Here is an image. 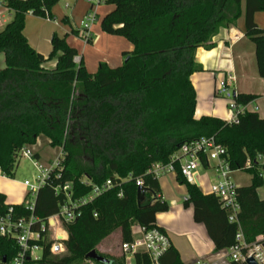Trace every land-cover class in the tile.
<instances>
[{"label":"trees","instance_id":"trees-1","mask_svg":"<svg viewBox=\"0 0 264 264\" xmlns=\"http://www.w3.org/2000/svg\"><path fill=\"white\" fill-rule=\"evenodd\" d=\"M59 1L5 0L13 17L0 31V53L5 57L0 69V171L13 178L22 151L39 138L62 149L60 175L46 179L35 199V215L41 219L56 214L64 203L66 196L55 190L58 185L71 183L75 199L90 191L81 182L84 176L99 185L112 180L114 186L65 225L67 252L49 262L125 264L124 255L109 258L97 252L108 262L87 255L115 231H120L123 243L133 240L134 225L162 229L156 215L168 211L169 205L161 196L159 178L146 172L201 137L215 136L227 149L231 169L250 175V184L237 188L239 222L248 243L263 236L264 198L258 189L264 183V118L249 110L240 114L238 123L214 116L196 118L191 75L203 70L197 50L213 48L220 29L236 26L244 16V32L255 45L258 74L264 78V29L255 21V14L264 11V0H100L114 6L102 17V30L124 37L133 50L123 53L120 66L101 62L95 73L82 58L75 61L78 51L66 35H52V50L45 57L24 34L28 14L52 20L51 8ZM54 59V68L45 67ZM256 98L238 93L235 101L247 105ZM33 158L38 160L39 153L33 152ZM202 165L208 168L205 158ZM177 178L187 187L184 205L193 206L195 221L206 224L215 250L235 245L238 226L229 222L220 200L203 193L179 171ZM137 179L147 189L140 203ZM10 206L13 215L29 213L24 202L8 204L0 192V213L6 214ZM16 253V242L0 236V264H8ZM134 264L152 263L146 253H136ZM160 264L184 263L171 245Z\"/></svg>","mask_w":264,"mask_h":264},{"label":"built area","instance_id":"built-area-1","mask_svg":"<svg viewBox=\"0 0 264 264\" xmlns=\"http://www.w3.org/2000/svg\"><path fill=\"white\" fill-rule=\"evenodd\" d=\"M95 4L100 0H86ZM11 11L6 6L5 0H0V20L6 22V16ZM96 21V12L89 11L81 22L79 37L89 43L92 40V25ZM76 57L75 61L79 62ZM234 75H229L224 83L217 89L216 94L228 101V116L225 119L228 123H238L241 113L247 110V105H239L235 101L236 93L233 90ZM227 149L216 141L215 136L201 137L189 143L183 144L167 163L157 162L152 164L147 174L159 178L170 173H181L189 182L196 184V173L199 168L211 170L215 178L210 186L209 193L215 195L226 210L230 223H236V244L225 249L216 251L212 257L198 259L194 264H237L245 262L247 258L253 257L257 264H264V235L257 238L255 242L248 243L245 240L239 222L240 204L238 202V185L234 182L232 175L234 171L226 158ZM22 156L34 160L35 166L40 174L34 182L24 181L27 187L26 196L29 198L24 202L25 209L29 212L27 216L13 215V207L8 208L6 214L0 213V236L13 239L17 244V253L8 264H51L50 257L60 256L67 252L66 241L68 233L65 225L73 223L81 214V208L93 202L105 191L113 188L112 180L103 184H95L88 177H83L81 182L90 187L87 195L79 198L72 197L71 183H65L56 187V192H62L66 199L59 211L47 219H41L35 215V199L37 193L46 179L53 173L63 169L64 153H60L47 164L33 158L31 149H24ZM202 158L208 163V168L202 165ZM249 165V161L247 163ZM1 176L6 177L1 173ZM136 184L143 186L141 179ZM122 195L121 192L118 194ZM96 216V214H95ZM171 247L168 234L160 228L149 230L141 229L140 235L134 237L131 242H123L121 250L125 257V264H134L136 253H146L152 264H160V258Z\"/></svg>","mask_w":264,"mask_h":264},{"label":"crops","instance_id":"crops-1","mask_svg":"<svg viewBox=\"0 0 264 264\" xmlns=\"http://www.w3.org/2000/svg\"><path fill=\"white\" fill-rule=\"evenodd\" d=\"M64 7L66 9L71 8L70 13L64 12V17H68L69 23H71V17L73 16L74 20H78V23H80L81 26L83 18L89 11H95L96 20L98 19L99 3L95 4L86 0H64ZM8 14H10V12ZM106 14H104V16ZM29 15L34 16L32 14ZM34 17L38 18V16ZM244 21V16H242L238 20L236 26L221 28L219 33L213 39L215 43L213 48L205 49L201 47L197 50L196 59L197 62L202 65L203 70L194 72L191 75V81L195 88L197 98L195 111L196 118L202 116H214L224 120L227 119L229 112L226 102L216 94V91L220 85L226 81L229 75H234L235 77L233 90L236 94L247 93L257 95V98L253 102L247 104V110L256 111L260 117L264 118V78H261L258 74L255 45L253 41L245 35ZM255 21L264 29V11L255 14ZM0 22L2 21L0 20ZM2 23H7V20ZM44 23L47 25L46 30L44 32L41 31L38 37L31 35L29 32L31 29H29L27 23L24 28V34L30 45L47 57L52 50V45L51 48L47 47V39L48 37L52 38V35L57 33L56 29H58L59 25L58 19L50 20L46 18ZM93 25L91 31L94 29ZM71 27L72 33H75L74 35H76V32L74 31L80 30V28L78 29L73 25V22ZM59 35L67 36L69 35V32L62 28ZM77 37L84 46L88 44L78 35ZM69 39L70 38L68 37L67 42L71 46H74V42ZM76 39L74 38V41ZM117 42L119 44L122 43L121 46L126 48L125 50H122V54L111 58H109L110 56L102 57V59H105L106 63L111 67L120 66L125 59L123 53L133 50L132 44L129 45L123 43L121 40ZM0 55H3V61L1 64L3 68L5 66V57L3 53ZM55 66L56 59L45 63V67L50 69ZM93 69L94 68H92V70ZM39 140L40 138L36 145L39 144ZM35 152L39 153L38 160L41 161L43 159L41 153L39 151ZM52 159L48 161H51ZM200 169H203L204 171H201ZM207 172L208 170L199 168L196 173L195 180L200 189L203 186L201 177L207 176ZM212 182L213 180L209 181L210 186ZM159 183L161 196L167 201L169 210L157 213L156 223L168 234L171 245L179 252L181 261L184 264H194L198 259L214 256L216 253L215 245L208 233L206 224L203 221H195L193 206L186 207L184 205L185 198L187 197V187L178 180L177 173H170L159 177ZM249 184L250 181L248 183H242L240 186ZM201 190L203 193H209L207 190ZM0 192L4 194V192ZM4 195L6 196V194ZM258 195L260 198H264V194L261 195L259 191ZM132 231L134 237H138L141 228L138 225H134ZM117 235L120 236V231H117ZM105 240H103L98 247L102 246Z\"/></svg>","mask_w":264,"mask_h":264},{"label":"rangeland","instance_id":"rangeland-1","mask_svg":"<svg viewBox=\"0 0 264 264\" xmlns=\"http://www.w3.org/2000/svg\"><path fill=\"white\" fill-rule=\"evenodd\" d=\"M244 8V7H243ZM114 9L113 5H109L105 2L99 3V9H98V19L95 21L92 29V40L87 45L84 46V44L78 39L77 34L74 35L72 33V27L71 24L73 22V25H75L78 29L81 28L80 23H78V20H74L73 16L71 17L72 21L71 23L64 21L65 13H70L71 8H65L64 7V0H60L57 4H55L51 8V17L52 20L58 19V29H56L57 34H60L62 31V28L65 31L69 32V35L66 36V39L69 37L70 41H73L74 46L78 51V56L83 59V62L88 69L89 72L95 73L98 69V66L101 62H106L105 59H102L103 56H110L109 58L113 56L121 55L122 50H125L126 48H123L121 44H119L117 41H123V43L131 45L127 39H125L122 36L118 35H112L104 32L101 28V19L107 12ZM13 17V11H10V14H7L6 20L7 22L10 21ZM46 18L42 17H34L30 16L29 14L26 17L27 25H29V32L33 36H39L41 31H45L47 25L44 23ZM6 23L0 22V30L4 28ZM79 31V30H78ZM99 31V32H98ZM102 36V38H101ZM77 37V39H76ZM74 38L76 39L74 41ZM73 39V40H72ZM119 39V40H118ZM133 46V45H132ZM47 47L51 48V37L47 39ZM51 50V49H50ZM50 52V51H49ZM48 52V54H49ZM2 54V53H0ZM100 58V59H98ZM2 59V60H1ZM2 61H3V55H0V69L2 68ZM109 65V64H108ZM110 66V65H109ZM92 68H94L92 70ZM228 109V101L224 98ZM33 152L39 151L42 156L41 162L43 164H47L50 159H54L59 153L60 149L52 147L48 139L45 137L40 138L39 144L30 147ZM201 171H204L203 169H200ZM207 176H202V188L203 190L210 191V184L209 181L213 180L215 178L214 173L209 170ZM40 174L38 168L34 164V160L30 159L26 156H20L18 161V166L15 170V174L13 178L3 177L1 176L0 171V191L4 192L6 194V202L9 204H17L22 202H27L29 198L26 196L27 193V187L24 185L25 180H29L31 182H34L37 175ZM232 178L234 182L240 186L242 183H248L250 181V175L244 171H234ZM261 189V190H260ZM259 193L264 194V183L263 185L258 189ZM121 237L117 235V231H115L113 234L108 236L103 242L102 246L97 247V252L107 256V257H113V258H120L123 255V252L121 250ZM81 264H94L92 261H84Z\"/></svg>","mask_w":264,"mask_h":264},{"label":"water","instance_id":"water-1","mask_svg":"<svg viewBox=\"0 0 264 264\" xmlns=\"http://www.w3.org/2000/svg\"><path fill=\"white\" fill-rule=\"evenodd\" d=\"M146 191L147 189L144 186L138 187V192H137L138 203H140L143 200ZM87 258L91 260H95V261H100V262L109 261L107 258L98 254L96 250H92L90 253H88ZM245 263L246 264H257L253 257L247 258Z\"/></svg>","mask_w":264,"mask_h":264}]
</instances>
